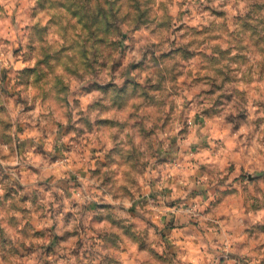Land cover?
I'll return each instance as SVG.
<instances>
[{"label": "clouds", "instance_id": "clouds-1", "mask_svg": "<svg viewBox=\"0 0 264 264\" xmlns=\"http://www.w3.org/2000/svg\"><path fill=\"white\" fill-rule=\"evenodd\" d=\"M0 264H264V0H0Z\"/></svg>", "mask_w": 264, "mask_h": 264}]
</instances>
